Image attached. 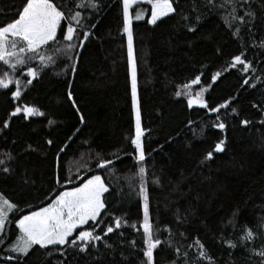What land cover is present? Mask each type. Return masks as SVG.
<instances>
[{"label":"trees","instance_id":"16d2710c","mask_svg":"<svg viewBox=\"0 0 264 264\" xmlns=\"http://www.w3.org/2000/svg\"><path fill=\"white\" fill-rule=\"evenodd\" d=\"M24 2L0 0V25L17 18ZM55 2L64 5L66 12H82L84 27L79 29L80 39L73 43L83 41V47L57 53L54 49L63 48V42L50 46L48 54L55 57V63L23 89L19 102L12 100L9 90H0V159H5V152L14 157L6 160L12 169L9 173L0 170V194L21 209L10 215L12 222L6 225L8 235L0 244V264H139L142 253L133 254L127 243L135 239L142 246V229L138 233L130 225L139 228L142 224L143 198L138 175L141 165L130 142L135 135V117L122 0H96L97 9H77L79 0ZM224 2L214 0L213 6L209 0H173L175 12L155 25L147 22L150 6L141 5L144 18L133 19L137 96L145 132L144 187L149 195L150 221L161 229L162 240L168 238L164 229L172 230V239L181 254L188 253L189 264H207L196 259L197 238L216 264H260L261 258L244 248H227L221 233L223 240L239 245L245 228H251L258 236L247 247L255 251L264 248V232L258 227L264 222V48L259 46L264 42V4L253 0L256 19L251 24L237 21L229 27L226 18L231 8L222 7ZM237 26L240 33L234 36ZM189 27L196 31L189 32ZM83 31L91 33L87 40H83ZM241 52L252 62L254 73H243L239 65L229 67ZM31 66L40 68L38 61ZM26 71L19 70L17 78L24 80L21 73ZM217 71L222 75L213 83L211 77ZM196 75L201 76V84L192 91L206 87L204 98L209 107L230 100L227 109L220 113L189 109L187 96L175 95ZM244 79H249L248 85L243 84ZM69 90L75 106L68 99ZM18 103L35 106L45 115L25 119L21 114L11 118L8 128H2ZM243 120L250 123L244 125ZM221 122L226 125L224 130L213 127ZM221 139L225 151L205 160ZM48 140L53 141L51 146ZM100 159L114 163L101 169L96 166ZM95 174L102 175L110 187L105 220L121 217L129 225L117 230L123 237L113 233L106 238L115 252L101 244L100 251L91 255L68 249L61 256L57 248L37 246L27 257L5 259L11 255L6 247L18 235L12 217L18 219L45 206L54 193L80 183L77 176L86 180ZM57 176L63 187L56 184ZM69 178L74 183H65ZM237 209L235 227H222ZM178 211L180 217H187L186 223L178 222ZM154 255L157 264H171L175 258L174 249L164 245ZM183 260L181 255L180 264Z\"/></svg>","mask_w":264,"mask_h":264},{"label":"snow or ice","instance_id":"6c2138e0","mask_svg":"<svg viewBox=\"0 0 264 264\" xmlns=\"http://www.w3.org/2000/svg\"><path fill=\"white\" fill-rule=\"evenodd\" d=\"M253 0H225L221 5L225 8H231L228 13L227 23L232 27L237 21L240 25L251 24L256 19V13L251 9ZM209 4L214 6V0H209ZM264 4V0H262ZM141 5L150 6V19L147 21L149 24L155 25L158 20L169 14L175 12L173 7V0H122V14H123V31L127 34V50H128V63L131 72V95H132V108L135 112V135L131 139V145L135 149V159L141 165L139 168L140 179V195L143 198V221L139 228L132 224L130 225L138 233L142 229V246L138 245L135 239L128 241V245L133 249V254L142 253L139 257V264H157L156 256L154 253L161 248L162 245L168 248H173L175 258L171 260V264H180V257L183 255V264H189L187 259L188 253L181 254L180 247L173 241V232L170 228H165L164 231L168 232V238L162 240L160 238L161 229L159 226L154 225L150 221L149 214V195L147 189L144 187V178L146 169L143 162L146 159L145 148L142 137L145 132L141 126V111L139 100L137 96V72L136 61L133 49V19L139 21L145 16V9L139 7ZM247 6V7H244ZM64 5L57 4L55 0H25L18 11L17 18L6 24L0 25V90H9L13 101L19 102L23 95V89L32 85L33 80L37 79L39 72L49 65L55 63V57L48 54L50 46L58 45L63 42V48H55L57 53H70L76 47H83V41L79 44H74V40L80 39L79 29L84 27L82 21V12L79 10L69 11L64 10ZM99 4L96 0H79L75 4V8H92L97 9ZM242 11V14H238ZM247 18V19H246ZM94 27V25H93ZM189 32H195V27H189ZM251 31V28L249 29ZM240 27L237 26L234 36H239ZM83 40H87L91 35L88 31H83ZM62 38V39H61ZM264 48V42L259 45ZM73 57L69 56V59ZM39 62L40 68L31 66L33 62ZM242 66L240 71L248 73L249 71L255 72L252 62L249 61L244 52L235 55L229 65L230 68H237ZM6 68L7 70H4ZM27 68L26 72L21 74L25 77L24 80L17 78L16 73ZM72 71L76 69L73 66ZM222 75L217 71L211 77L213 83ZM257 79H259L257 77ZM249 79H244L243 84L248 85ZM201 84V76L196 75L189 83L183 85L182 89L176 91L177 97L187 96V106L189 109L194 106L207 109L209 113H220L221 109H227L230 100H226L217 106L209 107L208 102L204 98V93L208 90L202 87L200 91L193 92V86ZM14 86V90L12 87ZM255 87L256 85H251ZM71 85H69V89ZM68 99L73 101L71 90L68 92ZM77 111H79L77 109ZM235 111V109H233ZM27 119L34 116H44L45 113L35 106L28 104L17 106L9 114V119L5 120L2 128H8L12 117L21 116ZM81 123L84 122V117H80ZM217 119L219 117L217 116ZM54 123L49 121V124ZM242 124L247 125L250 123L248 120L241 121ZM213 127L225 129L226 125L221 122L214 124ZM79 131V129L77 130ZM48 145H52L53 141L48 140ZM66 147V145H65ZM61 152L64 148L60 149ZM225 151V140L221 139L215 143L212 151H208L205 155V160H212L214 153H223ZM5 159H0V170L4 173H9L12 169L6 166V160H12L14 157L10 152L3 153ZM114 162L111 159H100L97 162V167L106 169ZM76 179L80 183L71 188H64L58 193H54L53 197H48L50 200L45 206L40 207L38 210L31 211L27 214L20 216L18 219L12 217L15 222V227L18 229V235L14 242H12L6 249L13 255L5 257L6 260H19L27 257L38 246V249H51L57 248L60 255L64 256L68 249L78 254L91 255L92 252H99L100 245L102 244L105 249H110L115 252L114 245L108 242L110 234L117 233L123 237V232H117L124 227L129 226L126 220L121 217H114L110 221L105 220V210L108 207V194L110 187L105 179L100 174L92 175L88 179L77 176ZM56 184L61 185L59 176L56 177ZM158 182V181H157ZM65 183L72 184L74 180L69 178ZM19 206L6 198L4 194H0V244H3L7 238V223L12 222L10 215L16 211H20ZM238 209L234 211L233 216L226 223L222 222V227L232 225L235 227V217L238 214ZM178 222L186 223L187 217H180L179 211L177 212ZM260 230L264 232V222L259 226ZM184 237L183 232L179 233ZM258 233L254 232L251 228H245L244 234L239 238V245L232 240H223L221 233V242L231 250L237 247L244 248L253 255L259 256L260 264H264V248L260 251L248 248L247 245L254 241ZM195 245L198 247L197 261H207V264H216L215 259L210 256L208 250L202 241L197 238ZM66 246V247H65ZM192 245H189L191 247ZM50 254V253H47ZM232 252L229 253V256ZM121 256L127 262L128 257ZM195 264V262H193Z\"/></svg>","mask_w":264,"mask_h":264},{"label":"rangeland","instance_id":"374dc122","mask_svg":"<svg viewBox=\"0 0 264 264\" xmlns=\"http://www.w3.org/2000/svg\"><path fill=\"white\" fill-rule=\"evenodd\" d=\"M149 19H150V17H149ZM0 67H2V65H0ZM134 117H135V112H134ZM13 242H14V240H13ZM11 243H12V242H11ZM11 243H10V244H11ZM10 244H9V245H10ZM9 245H8V246H9ZM8 246H7V247H8ZM7 247H6V249H7ZM6 252H7V251H6ZM7 253H8V254H11V255H15L14 253H9V252H7Z\"/></svg>","mask_w":264,"mask_h":264},{"label":"water","instance_id":"95a60500","mask_svg":"<svg viewBox=\"0 0 264 264\" xmlns=\"http://www.w3.org/2000/svg\"><path fill=\"white\" fill-rule=\"evenodd\" d=\"M196 106H194L193 108H195ZM192 109V108H191Z\"/></svg>","mask_w":264,"mask_h":264}]
</instances>
